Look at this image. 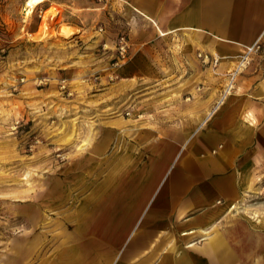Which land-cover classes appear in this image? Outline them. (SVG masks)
Instances as JSON below:
<instances>
[{"label": "rangeland", "instance_id": "obj_1", "mask_svg": "<svg viewBox=\"0 0 264 264\" xmlns=\"http://www.w3.org/2000/svg\"><path fill=\"white\" fill-rule=\"evenodd\" d=\"M26 1L0 0V264H50L72 243L65 230L73 232L82 211L92 212L84 222L106 248L122 239L138 206L124 182L139 180L146 165L158 176L176 151L164 137L175 139L176 122L199 103L204 109L226 80L217 65L211 75L205 67L196 72L194 60L185 66L199 73L178 77L146 75L144 60L129 64V49L119 60L117 39L123 34L129 43L130 19L116 0H42L28 14ZM260 53L261 46L235 85L252 63L261 65ZM173 85L179 88L166 93ZM177 100L186 102L177 107ZM98 140L102 151L91 154ZM250 176L237 210L264 216V157ZM113 180L122 183L116 199ZM97 189L104 200L82 210Z\"/></svg>", "mask_w": 264, "mask_h": 264}, {"label": "crops", "instance_id": "obj_2", "mask_svg": "<svg viewBox=\"0 0 264 264\" xmlns=\"http://www.w3.org/2000/svg\"><path fill=\"white\" fill-rule=\"evenodd\" d=\"M116 1L118 11L130 19L129 64L144 60L146 75L198 74L185 66L188 60L198 62L196 72L205 67L211 75L215 69L197 60L204 53L219 58L224 82L234 61L254 43L261 46V65L253 69L252 63L219 106L223 84L204 109L199 103L176 128L167 126L176 134L175 139L164 137L165 144L176 148L171 163L155 178L146 165L138 171L143 173L139 180L124 182L130 202L138 206L129 213L133 222L120 234L122 239L106 248L98 229L84 222L92 212L82 211L73 232L65 230L72 243L50 264H264V250L258 249L264 216L255 215V222L237 210L250 187V174L264 157V0ZM182 102L175 101L177 107ZM177 157L182 161L175 165ZM110 186L115 195L122 183L113 180ZM103 200L91 196L81 209ZM248 222L254 229L250 244Z\"/></svg>", "mask_w": 264, "mask_h": 264}, {"label": "built area", "instance_id": "obj_3", "mask_svg": "<svg viewBox=\"0 0 264 264\" xmlns=\"http://www.w3.org/2000/svg\"><path fill=\"white\" fill-rule=\"evenodd\" d=\"M260 48L259 43L246 47L244 51L237 58V62L234 67L228 71L226 75L225 84L221 90L220 97L216 102V107L223 103L224 99L232 92L235 85L237 75L242 71L245 65L248 63L250 55L257 52ZM129 43L125 35H119L116 43L117 58L124 61L128 55ZM197 57L203 64H210L215 67L218 64L219 58L215 55H209L204 53H198Z\"/></svg>", "mask_w": 264, "mask_h": 264}, {"label": "bare ground", "instance_id": "obj_4", "mask_svg": "<svg viewBox=\"0 0 264 264\" xmlns=\"http://www.w3.org/2000/svg\"><path fill=\"white\" fill-rule=\"evenodd\" d=\"M42 0H27L26 1V6H28L27 14L31 12L32 8L34 5L40 3ZM67 27H63L62 31H67ZM264 88V87H263ZM83 146V145H82ZM103 148V141L98 140L92 146L90 147V153L91 154H97L99 150ZM102 151V150H101ZM99 154V153H98ZM118 161V160H117ZM121 161V160H120ZM110 170V169H109ZM107 174V173H106ZM110 176V175H109ZM105 178V177H104ZM259 226L264 228V218H260L259 220Z\"/></svg>", "mask_w": 264, "mask_h": 264}]
</instances>
